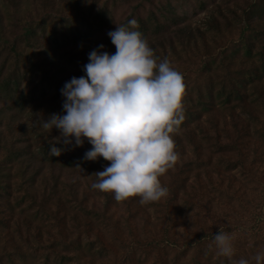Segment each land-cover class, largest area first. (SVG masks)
I'll use <instances>...</instances> for the list:
<instances>
[{
    "label": "rangeland",
    "instance_id": "rangeland-1",
    "mask_svg": "<svg viewBox=\"0 0 264 264\" xmlns=\"http://www.w3.org/2000/svg\"><path fill=\"white\" fill-rule=\"evenodd\" d=\"M164 1L15 0L12 22L0 0V144L10 151L0 148V264H255L264 254V0H167L174 10L153 19L147 9ZM131 11L186 85L180 159L160 177L169 194L147 205L93 189L110 162L84 159L87 139L51 156L60 130L42 127L65 114L61 89L85 75L88 54L116 52L108 32ZM219 229L234 237L231 260L216 255Z\"/></svg>",
    "mask_w": 264,
    "mask_h": 264
},
{
    "label": "clouds",
    "instance_id": "clouds-1",
    "mask_svg": "<svg viewBox=\"0 0 264 264\" xmlns=\"http://www.w3.org/2000/svg\"><path fill=\"white\" fill-rule=\"evenodd\" d=\"M138 27L131 19L108 32L116 52L101 51L105 47L101 44L88 54L85 75L72 77L61 89L65 114H51L42 127L60 130V139L49 148L51 156L66 150L56 146L59 142L79 147L87 139L93 147L84 159L103 157L110 162L95 173L93 189L114 193L117 202L139 197L147 205L169 194L160 177L180 159L174 136L185 119L186 85L170 61L156 57L148 40L135 30ZM233 240L219 229L214 236L216 255L231 260ZM253 259L261 264L264 254ZM236 264L249 260L241 258Z\"/></svg>",
    "mask_w": 264,
    "mask_h": 264
},
{
    "label": "trees",
    "instance_id": "trees-1",
    "mask_svg": "<svg viewBox=\"0 0 264 264\" xmlns=\"http://www.w3.org/2000/svg\"><path fill=\"white\" fill-rule=\"evenodd\" d=\"M4 1H6V4H5V6H3V7H5V9L7 8V12L9 11L11 14H13L12 16V18H13V21L12 22H16V19H19L20 18V14L21 13H19V6H18V3L17 2H15V0H4ZM45 1H47V2H49L50 1V7L51 8H53V6L56 4V0H45ZM168 2V3H167ZM139 3H141L140 1H138V3H132L133 5H132V8H136V7H138L139 6ZM151 2H150V5L149 6H151ZM156 4V10H153V9H147V12L149 13V14H151V15H153L152 17H153V19H155V17H154V14L158 11V13L159 14H161V15H164V12H167V9L170 11V10H174V7L175 6H172V8H170V3H169V1H167V0H165L164 2H159V3H155ZM104 5H106V4H104ZM143 6H145L144 4H142ZM2 7V8H3ZM2 8H0V9H2ZM103 11V12H102ZM101 12H102V15L101 16H103L105 13H106V6H104V7H102V9H101ZM155 12V13H154ZM133 14H134V12L133 11H131V13H127L126 14V16L124 17V19H120L119 21H115V24H114V27H113V30H111V31H114L116 28L115 27H117V25H127L128 24V21H129V17H132L133 16ZM156 15V14H155ZM136 15L134 14V17H135ZM164 16H166V15H164ZM140 17V16H139ZM171 18L169 19V21H170V23H172V24H176L177 23V21H179L180 19H179V17H176V15H171L170 16ZM65 17L63 16V15H61V14H59V16L57 17V19H60V20H63ZM8 20H9V18H8ZM81 20H83L84 21V18L83 19H81ZM157 20V19H156ZM60 22V21H59ZM60 23H64L65 24V22H60ZM159 26H160V23H157ZM145 26V25H144ZM176 27H179L178 25L176 26ZM181 27V26H180ZM175 28V27H174ZM139 29H140V26H139ZM141 29H142V27H141ZM27 30V29H26ZM29 30V32H32V31H34V29L33 28H30V29H28ZM53 31H55V29L53 28L52 29ZM72 30H74L75 31V29H73L72 28ZM58 31H60V30H58ZM54 36H56L57 37V35H55V33L53 34V35H49L48 37L52 40V39H54ZM7 41H8V39H7ZM16 69V68H15ZM14 69V71H13V73L15 74V73H18L19 71L16 69L15 70ZM205 71L206 70H208V69H204ZM203 73H205V72H203ZM206 74V73H205ZM208 74V73H207ZM208 76L210 77L211 75H210V71H209V74H208ZM4 85H5V88L6 87H9L7 84H8V82L5 84V83H3ZM206 86H208V85H206ZM209 86H212V84H210ZM4 88V89H5ZM8 91H10L11 90V88H6ZM209 95H211L212 94V92H211V89L209 88ZM199 104H200V110L202 109V108H205V107H207V106H205L206 104L204 103V102H201V100L199 99ZM54 129V128H53ZM3 142H4V140H3ZM50 143H47L46 144V146H48ZM0 148H3L5 151H6V153H8V154H10V151H9V147H7V146H5V143H2V144H0ZM188 173V172H187ZM27 240V239H26ZM2 257V256H1ZM1 257H0V259H1ZM3 259V258H2Z\"/></svg>",
    "mask_w": 264,
    "mask_h": 264
}]
</instances>
